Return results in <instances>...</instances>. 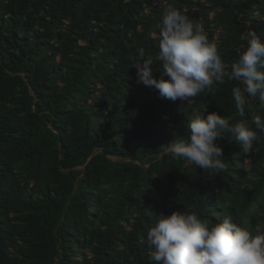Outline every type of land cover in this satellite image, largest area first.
I'll use <instances>...</instances> for the list:
<instances>
[{
  "label": "trees",
  "instance_id": "16d2710c",
  "mask_svg": "<svg viewBox=\"0 0 264 264\" xmlns=\"http://www.w3.org/2000/svg\"><path fill=\"white\" fill-rule=\"evenodd\" d=\"M168 4L227 68L264 39V0H0V264H149L146 230L177 210L264 232V133L244 153L224 132L218 171L163 153L194 115L264 118L238 81L175 102L136 82L140 48L161 76Z\"/></svg>",
  "mask_w": 264,
  "mask_h": 264
},
{
  "label": "clouds",
  "instance_id": "9594fccd",
  "mask_svg": "<svg viewBox=\"0 0 264 264\" xmlns=\"http://www.w3.org/2000/svg\"><path fill=\"white\" fill-rule=\"evenodd\" d=\"M158 28L155 60L161 63V76L154 77L153 59L145 58V51L140 48L134 64L138 84L175 102L205 92L211 94L227 78L239 82L232 95L241 115L252 98L264 104V39L256 32L246 34V48L227 68L217 44L209 40L203 27L172 4L163 10ZM251 124L254 129L246 120L230 123L216 112L194 115L187 124V140L166 144L163 153L203 170H223L225 163L217 138L222 139L223 133L228 132L239 142L242 152L249 153L259 134L264 133V118L254 115ZM146 243L149 264H264V232L253 233L231 217L209 223L194 212L159 214L146 230Z\"/></svg>",
  "mask_w": 264,
  "mask_h": 264
}]
</instances>
